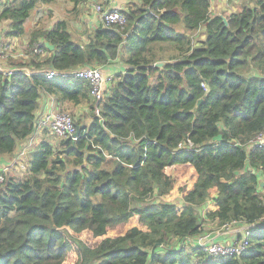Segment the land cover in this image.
<instances>
[{
	"label": "trees",
	"instance_id": "16d2710c",
	"mask_svg": "<svg viewBox=\"0 0 264 264\" xmlns=\"http://www.w3.org/2000/svg\"><path fill=\"white\" fill-rule=\"evenodd\" d=\"M55 1L6 0L0 21L21 35L37 4ZM121 11L124 24H100L87 41L66 20L37 29L42 51L0 70V159L21 152L50 96L60 111L89 103L91 117L76 122V141L34 143L26 176L0 186V264H264V149L249 146L264 133V0L223 13L227 24L211 0ZM116 60L124 72L100 99L85 79L46 73ZM187 139L193 148L178 151ZM208 201L207 223L252 224L249 249L214 256L188 242Z\"/></svg>",
	"mask_w": 264,
	"mask_h": 264
},
{
	"label": "rangeland",
	"instance_id": "374dc122",
	"mask_svg": "<svg viewBox=\"0 0 264 264\" xmlns=\"http://www.w3.org/2000/svg\"><path fill=\"white\" fill-rule=\"evenodd\" d=\"M5 1L6 0H0V6ZM139 1L140 0H80L79 3H76L72 0H56L54 3L51 4L38 3L37 7L31 11L30 17L25 22L24 32L21 35L13 34L14 29L11 25V20H2L0 21V40L4 44V53L2 57L3 68H13L11 64H14L15 62L23 58L19 55L20 53L26 54L27 56L25 58H28L29 53L32 51V47L34 46L30 43V37L31 34L37 29H41L43 27L48 28L56 24L58 21L66 20L69 23V29L71 30L74 39H80L81 35L87 36L90 33L89 30H94L95 27L97 28L98 24L99 26L100 24H103V21L100 16L101 11L97 10L98 6H102L104 10H108L112 7H118L121 9L126 8V4L129 2L135 3ZM254 1L255 0H211V14H230L231 12L239 10L246 3L253 5ZM193 36L195 43L204 39V27L195 32ZM116 63L117 62H113L111 64H113V67L118 70L120 67H122V65L119 66L118 64L116 65ZM106 82L103 85L104 91L106 89ZM67 109L68 110H66L65 112L71 114L75 122H78V120H84L86 123H90L91 117L89 111V103L81 105H72L68 103ZM41 139L49 140L54 145V147H57L61 141V139H59L58 137H55L50 134L48 130L44 131L41 135H38L37 140ZM36 144L33 146V148L36 146ZM22 145L23 144H21L16 151H18L20 147H22ZM30 153L31 151L27 153L26 161L29 160ZM14 154L15 152L11 155L2 157V160L0 159L1 169H3V166H5L6 164H9V161L12 162ZM3 162H6L5 165H2ZM25 173L26 171H22L17 167L13 166L9 170H7V173L5 174V179L10 176L25 177ZM261 180L264 181V176L261 177ZM261 189V191L264 192L263 188ZM162 200L165 201V199H160L157 197L153 201L159 202ZM176 201L179 202L180 199H177ZM209 206L210 203L208 201L199 209L201 217L203 218L204 225L201 233H210L212 235H215L220 231L222 226H219L217 223H212L209 227L207 226L206 211ZM236 227L238 228V226ZM178 244L179 243L177 239L170 242V245L172 247Z\"/></svg>",
	"mask_w": 264,
	"mask_h": 264
},
{
	"label": "built area",
	"instance_id": "2783aa9c",
	"mask_svg": "<svg viewBox=\"0 0 264 264\" xmlns=\"http://www.w3.org/2000/svg\"><path fill=\"white\" fill-rule=\"evenodd\" d=\"M98 11H101V19L103 21V25L105 27H110L114 24H124L125 23V16L122 13L121 9L118 7H112L108 10H104L102 6L97 7ZM2 41H0L1 43ZM34 51L41 52L42 48L40 45H36L34 47ZM1 52V47H0ZM23 56H27L26 54L22 53ZM2 55L0 54V70L6 72L7 74L13 73V68L4 69L3 68V61ZM56 75H60L62 77L72 76L78 79H85L89 81L92 85V97L94 99H100L104 93L103 85L107 81L110 84L111 79L113 77H107V80L103 78L102 71L100 67H88V68H80L76 69L71 72L61 73L54 69H51L47 72V76L52 78ZM203 86L206 85L203 83ZM49 130V133L59 139H71L76 141L79 138L78 133V125L74 121L71 114L66 113L65 111H60L57 105V102L54 100H48V107L47 110L43 113L41 118L39 119V125L36 127L35 131L29 137V139L25 142L26 148L18 153L14 154L12 162H8L11 164V167L16 166L20 170L24 171L27 168L25 165V156L27 153L30 152L34 143L39 142L37 140L38 135H41L44 131ZM250 147L259 146L260 148L264 149V133L258 135L256 138L252 139L249 142ZM23 147V146H22ZM193 148V142L191 139L183 140L179 143L178 151H183L187 149ZM9 170L8 167L2 169L0 174V186L3 185L5 181V174ZM249 224H246L240 220H234L232 222H227L221 225V229L215 235L210 233H200L194 239H189L188 242H192L193 244L203 248L207 253L214 255V256H234L240 255L246 249H249L251 246L250 243V231L248 228H244ZM238 226V228L236 227ZM237 230H242L240 235L234 240L231 241H222L219 240L216 236L220 237L221 235L225 234H232Z\"/></svg>",
	"mask_w": 264,
	"mask_h": 264
},
{
	"label": "crops",
	"instance_id": "0c3cea01",
	"mask_svg": "<svg viewBox=\"0 0 264 264\" xmlns=\"http://www.w3.org/2000/svg\"><path fill=\"white\" fill-rule=\"evenodd\" d=\"M99 23V22H98ZM97 23V24H98ZM96 24V25H97ZM99 26V24L97 25V27ZM96 28V27H95ZM94 28V29H95ZM93 30H89V32L91 33ZM89 35V34H88ZM88 35L87 36H82L81 35V39H83V40H85V41H87L88 40ZM38 43V42H37ZM42 43V42H41ZM35 44H36V42H35ZM34 44V45H35ZM43 44V43H42ZM20 56H22L23 58H25L26 56H23L22 55V53H20L19 54ZM114 62H117L116 63V65L118 64L119 66H121L122 65V67H120L118 70L115 68V67H113V64H109V65H105V66H103V67H100L101 68V70H102V72H103V74H104V77H105V79L107 80V77H113V75H116V72H118V71H123L124 72V65L119 61V60H116V61H114ZM30 69H32V70H29V71H34L33 69L34 68H30ZM49 70H51V68H49L48 70H47V72L49 71ZM46 72V73H47ZM106 89H105V91H107L108 90V87H109V82H106ZM104 91V92H105ZM50 100H54V102H56V100H55V98L53 97V96H50V98H49ZM49 99H46V100H44V101H42V103H41V107H40V110L38 111V113H37V115L38 116H42L43 115V113L47 110V107H48V100ZM83 104H87V103H83ZM79 105H81V104H79ZM81 113H83V112H81ZM84 121V120H83ZM86 123V122H85ZM87 124H89V123H87ZM20 146V145H19ZM19 148V147H18ZM26 148V146H23V147H20V150L21 151H23L24 149ZM18 152H16L15 154H17ZM3 159V158H2ZM1 159V160H2ZM28 162V161H27ZM5 163L6 162H3L2 163V165H5ZM264 186V185H263ZM210 203V202H209ZM201 207H199V209H200ZM209 209V208H208ZM212 223H216V222H209V223H206L207 224V226L209 227V226H211V224ZM241 231L242 230H237L236 229V231L234 232V233H230V234H225V235H221L220 237H218V236H216L219 240H222V241H231V240H234L236 237H237V235H240L241 234Z\"/></svg>",
	"mask_w": 264,
	"mask_h": 264
},
{
	"label": "water",
	"instance_id": "95a60500",
	"mask_svg": "<svg viewBox=\"0 0 264 264\" xmlns=\"http://www.w3.org/2000/svg\"><path fill=\"white\" fill-rule=\"evenodd\" d=\"M148 11H149V9H148ZM223 16V15H222ZM223 20H224V22L227 24V19H226V17L225 16H223ZM46 45L50 48V49H53L54 48V46L53 45H51V44H49L48 42H46ZM164 65V63L163 62H158L157 64H156V66H163ZM202 100L203 99H200L199 100V102H198V105L202 102ZM78 133H80V128L78 127ZM263 185H264V183H263ZM252 226V224H249V225H247V226H245L244 228H250Z\"/></svg>",
	"mask_w": 264,
	"mask_h": 264
},
{
	"label": "bare ground",
	"instance_id": "6f19581e",
	"mask_svg": "<svg viewBox=\"0 0 264 264\" xmlns=\"http://www.w3.org/2000/svg\"><path fill=\"white\" fill-rule=\"evenodd\" d=\"M1 41V40H0ZM42 45V43L41 42H39V43H36L32 48L34 49V47L36 46V45ZM45 44H46V42H45ZM0 47H1V52H0V54L2 55V57H3V53H4V44L1 42L0 43ZM101 69V68H100ZM102 71V70H101ZM102 76H103V78H105L104 77V74H103V72H102ZM38 125H39V123H38ZM22 152V151H21ZM26 165V164H25ZM4 168L5 167H8L9 169L11 168V164L9 163V164H6L5 166H3ZM1 174V173H0Z\"/></svg>",
	"mask_w": 264,
	"mask_h": 264
},
{
	"label": "clouds",
	"instance_id": "9594fccd",
	"mask_svg": "<svg viewBox=\"0 0 264 264\" xmlns=\"http://www.w3.org/2000/svg\"><path fill=\"white\" fill-rule=\"evenodd\" d=\"M36 144V143H35Z\"/></svg>",
	"mask_w": 264,
	"mask_h": 264
}]
</instances>
